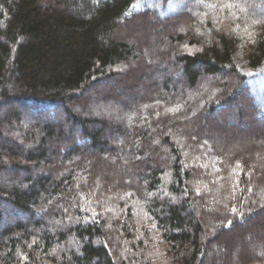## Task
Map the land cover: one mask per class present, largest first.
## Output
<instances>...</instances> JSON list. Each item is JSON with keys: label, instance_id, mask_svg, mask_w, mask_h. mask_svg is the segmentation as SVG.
Returning <instances> with one entry per match:
<instances>
[{"label": "trees", "instance_id": "trees-1", "mask_svg": "<svg viewBox=\"0 0 264 264\" xmlns=\"http://www.w3.org/2000/svg\"><path fill=\"white\" fill-rule=\"evenodd\" d=\"M0 264H264V0H0Z\"/></svg>", "mask_w": 264, "mask_h": 264}, {"label": "rangeland", "instance_id": "rangeland-1", "mask_svg": "<svg viewBox=\"0 0 264 264\" xmlns=\"http://www.w3.org/2000/svg\"><path fill=\"white\" fill-rule=\"evenodd\" d=\"M27 110V108L26 107H24V110ZM235 111H237L238 112V109H236ZM236 113V112H235ZM247 126V125H246ZM246 240V243L248 244V246L249 247H251V248H253V249H255V248H257L256 246H257V243L255 242V240H253V239H250L249 241H248V239H245Z\"/></svg>", "mask_w": 264, "mask_h": 264}]
</instances>
